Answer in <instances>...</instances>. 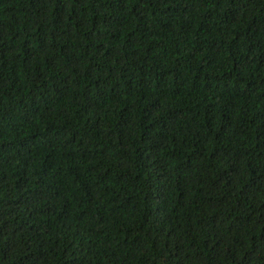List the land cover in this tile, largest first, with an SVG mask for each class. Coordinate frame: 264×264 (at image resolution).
Segmentation results:
<instances>
[{
  "label": "trees",
  "instance_id": "1",
  "mask_svg": "<svg viewBox=\"0 0 264 264\" xmlns=\"http://www.w3.org/2000/svg\"><path fill=\"white\" fill-rule=\"evenodd\" d=\"M0 264H264V0H0Z\"/></svg>",
  "mask_w": 264,
  "mask_h": 264
}]
</instances>
